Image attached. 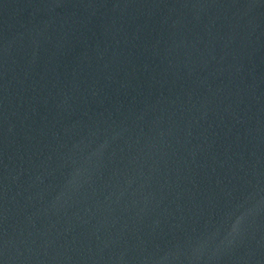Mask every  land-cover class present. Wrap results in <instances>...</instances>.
<instances>
[{
    "label": "water",
    "instance_id": "1",
    "mask_svg": "<svg viewBox=\"0 0 264 264\" xmlns=\"http://www.w3.org/2000/svg\"><path fill=\"white\" fill-rule=\"evenodd\" d=\"M0 264H264V0H0Z\"/></svg>",
    "mask_w": 264,
    "mask_h": 264
}]
</instances>
